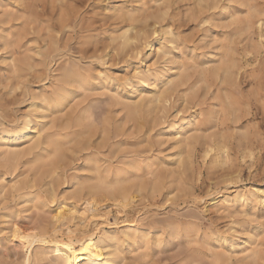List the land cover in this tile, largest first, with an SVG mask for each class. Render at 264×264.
Masks as SVG:
<instances>
[{"label":"rangeland","instance_id":"obj_1","mask_svg":"<svg viewBox=\"0 0 264 264\" xmlns=\"http://www.w3.org/2000/svg\"><path fill=\"white\" fill-rule=\"evenodd\" d=\"M79 1L63 0L60 6L50 0H0V14L5 5L14 10L31 4L39 13L37 21L27 25L30 35L26 39L33 40L28 53L31 59H20L26 70L16 79L9 75L11 48L3 46L0 39V134L20 125L32 96L48 91L49 74L56 73L64 62L79 61L98 77L92 82L94 89L77 101H67L63 108L52 105L43 109L36 100L38 112L47 116L44 123L56 119L52 131L75 133L74 141L65 147L66 160L52 187L53 203L46 193V181L33 182L40 176L27 163L31 157L20 159L13 172L0 162V264H20L28 253L26 245L10 236L11 224H17L21 233L36 234L51 227L60 200L74 207L81 205L67 192L75 180L92 175L87 170L88 157L101 169L109 165L128 172L131 205L119 213L120 209L109 208L107 223L100 229L121 235L124 226H136L138 235L148 240L146 257L140 260L134 259L135 252L126 245L120 247L119 264H211L220 238L224 239L223 254L227 257L234 252L230 259L224 257L222 264H249L236 260L246 242L258 244L257 264H264V196L259 193L254 206L235 203L229 211L215 206L221 195L231 197L250 187L264 191V0ZM121 7L134 9L139 15L128 32L130 36L137 34L138 41L123 50L119 41L111 40L113 21L106 11ZM218 8H226L238 18L248 12L253 22L260 21L234 34L235 24H230L229 15L220 14ZM73 19L81 21L84 29L71 23ZM0 20L2 29L8 31L19 24ZM221 38L229 44V80L221 71L213 77L221 60ZM135 47L137 58L132 52ZM147 69L156 73L168 69L169 79L180 75L187 79V85H195L186 93L187 102L181 94L185 86L166 101H144L154 90H163L162 85L154 89L151 80L149 87L134 92L136 76ZM75 87L70 84L68 90ZM86 107L91 109L95 124L79 137L78 129L69 127ZM188 116L200 124L187 133V141L176 143L178 135L171 136L169 126ZM76 142L82 149L73 153L70 150H76ZM23 143H17L19 152L29 147ZM113 219H117L115 227ZM69 224L58 229V239L66 240L65 227L73 229L74 224L83 228L78 219ZM84 226L92 230L90 224ZM41 264L52 263L47 259Z\"/></svg>","mask_w":264,"mask_h":264},{"label":"bare ground","instance_id":"obj_2","mask_svg":"<svg viewBox=\"0 0 264 264\" xmlns=\"http://www.w3.org/2000/svg\"><path fill=\"white\" fill-rule=\"evenodd\" d=\"M33 1L40 2V0ZM54 2H59L60 6L63 4V0H50L51 4ZM4 7V10L0 14L1 18H4L7 21H19V24L15 25L13 30L8 31L2 29L1 25L3 20H0V39L3 40V46H9L11 48V54L10 57H8V67L11 70L9 75H12V78L16 79L26 70V68L22 69L24 63L21 62L20 59H31V57L28 56V53L30 52L29 44L33 40H31L32 38L28 40L26 39L27 36L30 35V29H27V25L29 26V24L36 22L39 13L36 9H33L32 4L28 7L26 6L25 8H18L14 10L10 9L8 5H5ZM38 7L36 5V8ZM106 11L108 12V18L113 21L114 29L111 30V33L113 34L111 40L119 41L121 50L138 41L139 37L137 34L134 36L128 35V32L131 29H134L135 23L138 20L137 17L139 15H137L136 10H129L127 8L121 7L106 8ZM218 12L220 14L226 13L229 15V23L235 24L236 26L234 29V34H237L244 29H250L255 23L260 21L259 19H256L253 22L252 17L248 12L243 18H238L234 14L227 12L226 8H218ZM72 22H75L74 19L71 20V23ZM75 23L76 27L79 26V30L84 29L81 21ZM118 32L120 33L118 34ZM79 33L82 34V32ZM219 43V50L222 51L219 53V59L221 60L217 61L215 70L213 72V77L216 78L218 76V72L221 71L223 78L229 80L232 77V66L229 63V44L227 45L224 38H221ZM147 47L151 49V46L147 45ZM167 50H164V52H167ZM133 51H135L134 57L137 58L139 55L137 48L135 47L132 52ZM76 58L77 57H75V59ZM80 65L81 62L79 61H76V63L64 62L61 64L58 70H56V73L52 72L49 74L47 78L48 81H46L48 82V91L42 90L39 94L33 95L29 104V111L23 116L20 125L15 129L0 134V162L9 165L11 172H13L16 169L17 162L20 161V159L31 157L30 160H27V163L32 165L31 168L35 170L34 174L38 173L40 176L38 181L33 182L39 184L44 180L46 181L45 184L49 187V190H47L46 193H48L51 203L55 201L52 187L58 180V171L60 165L66 160L65 147L74 141L73 137L75 136V133L73 131L72 133H58L52 131L55 126L56 119L51 118L50 122L44 123V119L47 116L42 112H38L40 108L36 100H40V105L43 109L44 106L52 105L53 107L55 106V108L59 109L67 101H71V99H76L77 101L82 96H84L88 90L91 88L94 89L95 86L92 84V82L98 79V77L93 76L89 68H84ZM168 72V69L161 71L160 73H156L150 69H147L145 73L136 76L138 86L134 92L137 93L139 90L144 88L146 89L149 87L148 83L153 80L154 89H156L158 85H162L163 90L159 89L157 92L154 90L150 97H144L143 100L147 103H154L160 102L162 99L166 101V99H169V97L177 94L180 87L185 86L184 89H181V94H183V101L187 102L186 93L189 90H192L195 85H187V79L182 78L180 75H176L174 79H169ZM4 75L6 74H3V77ZM9 75H7V77ZM201 75H204V73L201 72ZM70 84H75L76 87L73 88V90H68V86H70ZM122 107L127 110L126 104H122ZM80 114L81 116L79 115V117L76 118V121L74 122L75 124L70 125L69 127H76L78 129V131L76 130V135L78 133L79 135L77 136L79 137L80 135L86 133V130L94 127L95 124L91 109H87L86 107L80 112ZM208 114L210 117H212V114L214 113L213 111H210ZM199 115L200 117L203 116L202 110H200ZM203 123L205 124V122ZM199 124L200 123H198V121L195 120L193 116L180 118L176 123H172L169 126V133H171V136L178 135V137L174 138L176 143L182 141L185 142L188 140L186 137L187 133L190 132L191 129H195L197 126H199ZM18 142L29 143L28 149L26 151L22 150L19 152L17 149ZM79 149H82L81 145L76 142V150L73 148L70 151L74 153L75 151H79ZM86 161L88 163L87 170L92 172V175L82 177L80 180H75V178H73L75 182L72 185V189L67 192L68 196L75 198L76 202L81 203L79 207L66 204V200H60L57 204L58 206L56 213L53 216L50 215L52 216V219L50 218L51 227L42 228L36 234H28V232L21 233V230L17 224H11L9 228L10 236L12 238H17L19 243L26 245V249H28L27 255H25L26 253L24 254L25 257L22 259L20 264H41L47 259H49L52 264H119L118 253L120 247L123 245H126L135 252V260H140L146 257L145 251L148 248V240L145 235H138L140 232L138 227L124 226L121 235H118L115 232L112 233L107 232L106 230H101L102 228L100 229L103 223H107V218L110 211L109 208L114 207L120 209V211H118L119 213L123 212L122 209L130 204L132 196L130 197L129 189L127 187L129 180L127 178L128 172L123 167L111 168L109 165L101 169L95 165V162L93 159H91V157H88ZM152 161L155 160L153 159ZM90 163H92V165ZM137 166L139 165L137 164ZM35 183L34 185H36ZM259 189H255L253 187L248 189L246 188L244 191L236 192L231 197L228 195H221V200L215 206L221 211H229L235 203L241 204L242 207L245 204L254 206L256 203H258V194L261 193V195L264 196V191L262 189L260 191ZM259 200H261V198ZM75 219L79 220V223L80 225H83V228H78L79 226L74 224L73 229L65 227L64 229L67 234L66 240L64 241L63 239H58L56 235L58 229L60 227L62 228L67 226L66 224L74 222ZM113 220L114 222H112V226L115 227L117 225V219ZM86 223L92 226V230H88L87 227L84 226ZM220 239L221 243H219L217 249L212 252L211 264H222L224 257H226L221 249L224 239ZM256 245L258 246V244ZM256 245L246 242L240 249L236 260L239 263L257 264L260 253ZM233 255L234 252H231L226 258L230 259V257Z\"/></svg>","mask_w":264,"mask_h":264}]
</instances>
